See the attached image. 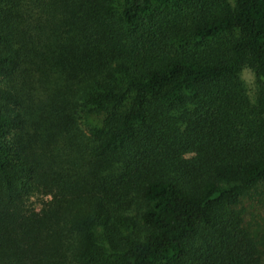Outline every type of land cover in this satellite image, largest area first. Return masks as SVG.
I'll list each match as a JSON object with an SVG mask.
<instances>
[{
    "label": "trees",
    "instance_id": "1",
    "mask_svg": "<svg viewBox=\"0 0 264 264\" xmlns=\"http://www.w3.org/2000/svg\"><path fill=\"white\" fill-rule=\"evenodd\" d=\"M263 189L264 0H0V264H260Z\"/></svg>",
    "mask_w": 264,
    "mask_h": 264
},
{
    "label": "rangeland",
    "instance_id": "2",
    "mask_svg": "<svg viewBox=\"0 0 264 264\" xmlns=\"http://www.w3.org/2000/svg\"><path fill=\"white\" fill-rule=\"evenodd\" d=\"M240 76L248 88L249 95H251L255 87L253 71L248 67L243 68ZM238 207L243 211L244 218L251 229L259 227L264 232V189L259 197L242 198ZM260 264H264V254L261 255Z\"/></svg>",
    "mask_w": 264,
    "mask_h": 264
}]
</instances>
